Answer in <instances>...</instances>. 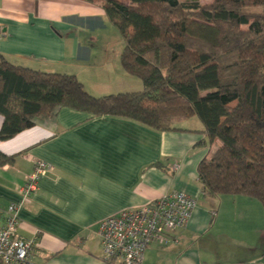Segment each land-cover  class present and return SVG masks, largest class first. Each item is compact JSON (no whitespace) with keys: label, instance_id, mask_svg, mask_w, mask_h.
<instances>
[{"label":"crops","instance_id":"0c3cea01","mask_svg":"<svg viewBox=\"0 0 264 264\" xmlns=\"http://www.w3.org/2000/svg\"><path fill=\"white\" fill-rule=\"evenodd\" d=\"M107 26L102 7L83 0H0V54L15 65L75 75L94 96L140 91L123 69H83ZM178 126L159 131L67 107L36 118L0 140V151L13 156L0 167V228L14 204L20 236L35 237L31 264H120L104 258L99 222L182 191L196 199L187 224L175 231L176 242L149 244L142 264H264V207L244 195L204 194L196 172L210 149L202 123L191 117ZM35 160L51 169L24 199L18 188Z\"/></svg>","mask_w":264,"mask_h":264},{"label":"trees","instance_id":"16d2710c","mask_svg":"<svg viewBox=\"0 0 264 264\" xmlns=\"http://www.w3.org/2000/svg\"><path fill=\"white\" fill-rule=\"evenodd\" d=\"M83 1L100 5L117 28L122 68L142 89L94 96L75 75L0 54V140L62 107L159 131L182 130L197 117L210 148L196 168L202 192L244 195L264 207V11L244 10L264 0ZM12 160L0 151V167Z\"/></svg>","mask_w":264,"mask_h":264},{"label":"built area","instance_id":"2783aa9c","mask_svg":"<svg viewBox=\"0 0 264 264\" xmlns=\"http://www.w3.org/2000/svg\"><path fill=\"white\" fill-rule=\"evenodd\" d=\"M3 36L0 28V38ZM50 165L35 160L18 192L24 199L37 188L39 178L50 171ZM196 207V199L182 191H171L144 205L123 209L103 218L98 233L106 260L120 264H142L144 251L152 242L166 245L176 242L175 231L185 227ZM17 206L10 204L0 228V264H31L35 237L24 238L18 232Z\"/></svg>","mask_w":264,"mask_h":264},{"label":"rangeland","instance_id":"374dc122","mask_svg":"<svg viewBox=\"0 0 264 264\" xmlns=\"http://www.w3.org/2000/svg\"><path fill=\"white\" fill-rule=\"evenodd\" d=\"M125 1V0H123ZM212 0H199L202 4L210 3ZM244 10L249 13H259L264 11V6L260 5H247ZM244 25L242 28H246ZM102 40L98 46H95V54L91 61L83 66V69H117L122 70L120 54L123 49V40L117 30V28L108 21V26L104 32H102ZM132 79L141 85V81L138 78L132 77ZM110 94V93H109ZM196 121H199L195 117Z\"/></svg>","mask_w":264,"mask_h":264}]
</instances>
